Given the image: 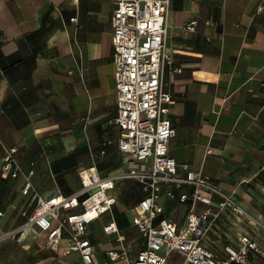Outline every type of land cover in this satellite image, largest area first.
Listing matches in <instances>:
<instances>
[{
	"label": "crops",
	"instance_id": "obj_1",
	"mask_svg": "<svg viewBox=\"0 0 264 264\" xmlns=\"http://www.w3.org/2000/svg\"><path fill=\"white\" fill-rule=\"evenodd\" d=\"M113 10L109 0H0V167L13 148L20 167L16 177L0 173V264H80L78 253L63 255L64 242L59 251L48 248L36 228L20 242L10 235L31 211L27 183L30 194L69 196L81 189L82 168L117 176L111 192L117 204L89 226L95 261L123 248L132 261L145 247L133 223L143 194L129 176L139 168L118 147ZM191 21L194 31L186 28ZM165 24L171 63L162 85L174 99L169 117L177 131L169 154L249 215L240 222L225 212L205 242L222 257L224 246L247 232L264 249V0H170ZM173 192L190 196L193 189ZM212 198L210 207L198 203L195 211H215L220 199ZM158 202L163 218L184 225L187 203L164 196ZM111 222L123 241L105 233Z\"/></svg>",
	"mask_w": 264,
	"mask_h": 264
},
{
	"label": "built area",
	"instance_id": "obj_2",
	"mask_svg": "<svg viewBox=\"0 0 264 264\" xmlns=\"http://www.w3.org/2000/svg\"><path fill=\"white\" fill-rule=\"evenodd\" d=\"M109 1L114 5L111 25L118 147L139 168L138 173L129 176L137 179L143 194L133 207V223L145 238V247L132 261L124 248L109 251L103 263L95 261L89 226L111 212L118 201L111 194L117 176L102 178L94 168L79 171L81 189L69 196L30 194L27 183L23 194L30 196L31 211L22 213L26 221L10 237L23 241L36 228L45 234L48 248L59 251L64 242L63 255L78 253L80 264H167L173 253L183 259V264H255L253 256L264 262V249L247 232L237 234V245L226 244L222 257L206 244L214 221L222 214L227 212L240 222L249 215L201 171L191 170L186 163L178 164L169 154L177 133L169 117L174 99L162 85L163 67L171 63L164 41L170 0ZM262 10L258 7L256 12ZM195 26L196 21H191L186 28L194 31ZM16 153L13 148L2 155L1 175L16 177L20 172ZM184 185L192 187V194L176 197L173 189ZM212 195L220 199L215 211L209 208L196 212L198 203L212 205ZM162 196L189 205L184 225L162 217L164 210L158 202ZM104 231L117 233L119 242L124 240L114 222L108 223Z\"/></svg>",
	"mask_w": 264,
	"mask_h": 264
},
{
	"label": "rangeland",
	"instance_id": "obj_3",
	"mask_svg": "<svg viewBox=\"0 0 264 264\" xmlns=\"http://www.w3.org/2000/svg\"><path fill=\"white\" fill-rule=\"evenodd\" d=\"M167 264H180L179 260H177V258H171L170 260H168Z\"/></svg>",
	"mask_w": 264,
	"mask_h": 264
}]
</instances>
